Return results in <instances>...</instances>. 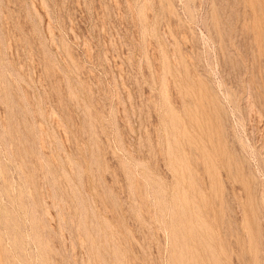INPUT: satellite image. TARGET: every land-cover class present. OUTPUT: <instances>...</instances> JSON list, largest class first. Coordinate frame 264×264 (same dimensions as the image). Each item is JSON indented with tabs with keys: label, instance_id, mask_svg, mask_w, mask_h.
<instances>
[{
	"label": "rangeland",
	"instance_id": "1",
	"mask_svg": "<svg viewBox=\"0 0 264 264\" xmlns=\"http://www.w3.org/2000/svg\"><path fill=\"white\" fill-rule=\"evenodd\" d=\"M0 264H264V0H0Z\"/></svg>",
	"mask_w": 264,
	"mask_h": 264
}]
</instances>
